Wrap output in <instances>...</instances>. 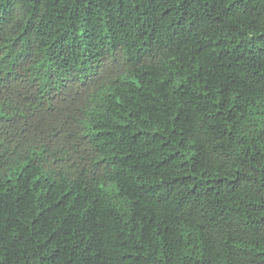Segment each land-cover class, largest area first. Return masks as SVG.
<instances>
[{"label":"trees","instance_id":"16d2710c","mask_svg":"<svg viewBox=\"0 0 264 264\" xmlns=\"http://www.w3.org/2000/svg\"><path fill=\"white\" fill-rule=\"evenodd\" d=\"M0 264H264V0H0Z\"/></svg>","mask_w":264,"mask_h":264}]
</instances>
